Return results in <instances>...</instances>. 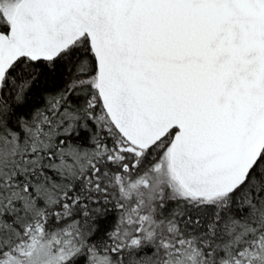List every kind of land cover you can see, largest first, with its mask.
<instances>
[{
	"label": "snow or ice",
	"instance_id": "1",
	"mask_svg": "<svg viewBox=\"0 0 264 264\" xmlns=\"http://www.w3.org/2000/svg\"><path fill=\"white\" fill-rule=\"evenodd\" d=\"M0 264H264V0H0Z\"/></svg>",
	"mask_w": 264,
	"mask_h": 264
}]
</instances>
